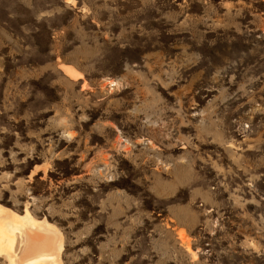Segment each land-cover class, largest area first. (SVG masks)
<instances>
[{"label": "rangeland", "instance_id": "1", "mask_svg": "<svg viewBox=\"0 0 264 264\" xmlns=\"http://www.w3.org/2000/svg\"><path fill=\"white\" fill-rule=\"evenodd\" d=\"M0 206L59 264H264V0H0Z\"/></svg>", "mask_w": 264, "mask_h": 264}, {"label": "bare ground", "instance_id": "2", "mask_svg": "<svg viewBox=\"0 0 264 264\" xmlns=\"http://www.w3.org/2000/svg\"><path fill=\"white\" fill-rule=\"evenodd\" d=\"M61 250L59 233L50 223L33 218L26 210L18 215L0 206V257L6 264H59Z\"/></svg>", "mask_w": 264, "mask_h": 264}]
</instances>
